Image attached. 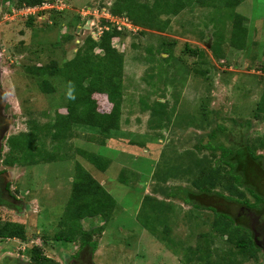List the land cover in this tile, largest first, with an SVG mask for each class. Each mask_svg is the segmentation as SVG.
Listing matches in <instances>:
<instances>
[{"label":"rangeland","instance_id":"1","mask_svg":"<svg viewBox=\"0 0 264 264\" xmlns=\"http://www.w3.org/2000/svg\"><path fill=\"white\" fill-rule=\"evenodd\" d=\"M66 1L68 8L62 16L51 13L49 22L39 17L29 26L27 11L12 13L14 1L0 0V81L10 113L0 168L18 200L12 202L14 208H0V226L11 218L22 220L27 227V240H0V264L14 260V253L18 259L31 262L34 246L59 264L71 261L80 244L56 240L55 235L71 198L77 163L101 181L116 200L108 222L101 214L82 220L85 230L105 226L92 237L94 251L85 250L87 255L92 253L93 263L203 264L195 258L188 261V247H195L204 238L201 236L208 234L210 263L228 260V250L234 247L225 235L212 231L214 213L205 207L195 208L184 193L194 189L193 182L203 170L219 165L216 159L221 150L207 147L218 126L225 128L217 134L218 143L234 149L241 144L253 145L264 135V120L254 117L264 92V0H245L235 8L249 28L247 46L241 50L230 45L232 24L226 10L214 7L223 5L222 0L197 3L171 16L165 32L123 26L122 36L115 39L117 49L125 55L121 127L110 137L91 128L75 127V135L55 152L62 158L34 165H6L3 159L9 136L29 130L30 120L44 124L54 120L57 111L68 113L65 80L31 69L53 62L62 65L72 59L81 42L97 28L80 25L75 29L68 27V22L81 9L102 12L114 4V0ZM55 17H59L60 26L53 25ZM217 40L219 56L212 50ZM164 43L173 51L169 62L163 59L167 57L161 48ZM188 48L200 49V57H193ZM45 78L56 91L44 92L41 84ZM99 101L104 108L111 106L104 96ZM158 101L165 107L157 105ZM45 141L48 149L53 147L49 138ZM256 148L257 154L264 155ZM81 150L108 158L110 165L105 171L97 169ZM222 168L220 181L228 183L225 174L229 166L223 163ZM234 203L219 198L217 207L236 215ZM24 204L30 206L16 211ZM244 258V264H253Z\"/></svg>","mask_w":264,"mask_h":264},{"label":"trees","instance_id":"2","mask_svg":"<svg viewBox=\"0 0 264 264\" xmlns=\"http://www.w3.org/2000/svg\"><path fill=\"white\" fill-rule=\"evenodd\" d=\"M13 1L14 7L20 9L40 6L48 0ZM207 1L209 0H114V4L108 9L115 16L128 17L134 25L140 28L165 32L170 27L171 16L179 15L183 10L191 8L197 3L208 5ZM244 1L222 0L223 5L214 4L215 9L226 10L224 11L225 15L232 24L230 45L238 50L246 48L249 34V28L244 23L245 17L235 10ZM64 2L68 3L66 0ZM65 11L66 9L40 10L37 15H31L26 20H28V25L32 26L34 20L39 17H43L46 22L50 19L48 18L49 14L60 15ZM58 19L59 17L53 19V25L60 26L61 21ZM213 19L219 22L216 18ZM82 23L83 19L79 13L68 22L67 26H75L74 28L77 29ZM103 23L106 24V20H103ZM214 26L217 27L215 24ZM121 36L122 31L118 30L114 23H110L109 28L103 30L99 39L88 34L79 45L75 56L63 62L62 65L53 62L44 68L34 67L31 69L32 72L39 69L43 74L47 71V74H54L65 80L68 113L61 114L57 111L55 119L44 124L38 123L36 119L30 120L29 130L9 136L7 138L8 151L3 159L6 165L17 163L34 165L62 158L55 152L62 147L65 141L75 135V127L91 128L105 137H110L113 130L121 127L125 55L115 46V39ZM221 38L222 36L219 35L218 39ZM165 46L164 43L161 47L167 53V57L163 59L169 62L173 59V51ZM212 50L216 56H219V40L212 46ZM188 51L193 57L197 59L200 57V49L188 48ZM196 71L203 75L207 73L206 71ZM41 88L44 92L56 91L46 78L43 80ZM103 96L110 103V107L104 108L100 103L99 98ZM156 104L165 107V103L161 101ZM146 106L148 107V105ZM107 109L108 112H106ZM254 114L256 120H264V92ZM224 129L222 126L214 129L210 134V143H207V147L212 151L221 150V156L216 159L219 165L203 170V175L193 182L194 189H187L184 194L191 198L195 208L205 207L211 210L214 213L212 231L225 235L227 242L239 249L238 252H235L232 247L233 249L228 250V260L217 261L214 264H244V257L252 256L255 249L253 240L249 237L244 224L234 220L228 212L219 210L217 202L219 198H224L249 203L250 200L246 195L252 196L257 202L264 200V155L256 153L257 146L264 151V135L260 136L253 145L242 146L241 144L237 149H234L218 143L217 134L222 133ZM45 138L50 139L53 147H49V149L46 147ZM78 150L80 151V149ZM81 151L89 162L101 171H105L110 165V160L102 155ZM223 163L229 166L225 174V180H228V183L220 181L219 175L223 169ZM72 184L71 198L66 205L63 218L59 223L61 229L56 233L55 239L78 242L81 247H89L94 251L95 244L92 237L95 233H101L105 226L85 230L82 220L92 214H101L108 222L110 211L115 207L116 200L102 182L81 163L76 164V175ZM224 191H228L229 194L225 195ZM0 236L27 240L26 227L18 222L9 221L0 228ZM202 237L204 238L195 247H188V261L195 258L203 261V264H211L207 258L211 254V240H209L211 236L208 234L202 235ZM169 241L172 242V239ZM30 253L33 264H59L57 260L43 254L39 247L34 246Z\"/></svg>","mask_w":264,"mask_h":264},{"label":"flooded vegetation","instance_id":"3","mask_svg":"<svg viewBox=\"0 0 264 264\" xmlns=\"http://www.w3.org/2000/svg\"><path fill=\"white\" fill-rule=\"evenodd\" d=\"M1 73V71H0ZM1 76V75H0ZM1 78V77H0ZM2 86L0 81V159L4 150L3 140L5 138V133L7 132L8 126H9V115L10 113L7 112L8 106L5 104L4 99L5 96H3L2 92ZM3 170L0 168V199H2V202L0 203V208L2 206L11 207L13 201H18L16 197L14 196L11 184L9 182H6L7 176H5L2 172ZM5 176V177H4ZM235 208L234 211L236 212V215L231 214L234 220L240 221L241 224H244V227L248 230L249 237L252 238L253 244L255 246V249L253 251L252 256L249 257L250 262H253V264H264V200L261 202H257L255 199L249 201V203L234 201ZM28 205H23L21 208H15L16 211L22 212L24 208L26 209ZM233 205H228L227 208H232ZM225 213L227 211H224ZM230 214V213H229ZM13 221L18 222L19 224H23L22 220H15L8 218L6 219L3 224L0 226L4 227L7 222ZM27 229V227H26ZM12 239L17 238H9V237H1L0 240L2 241H9ZM89 249V247H79L74 252V255L72 256L71 261H65L66 264H95L93 263V257L92 253H88V255L85 253V250ZM94 250V249H93ZM92 251V250H91ZM239 249H236V252H238ZM19 253V252H18ZM44 253V252H43ZM31 254V253H30ZM46 256L49 257V254L45 253ZM14 260L9 259L8 264H33L32 259H30L31 262H24L21 259H18L16 257V253L13 254ZM29 261V260H28ZM247 263V261H246Z\"/></svg>","mask_w":264,"mask_h":264},{"label":"built area","instance_id":"4","mask_svg":"<svg viewBox=\"0 0 264 264\" xmlns=\"http://www.w3.org/2000/svg\"><path fill=\"white\" fill-rule=\"evenodd\" d=\"M62 5V7H60ZM68 4L64 2V0H48L43 5L35 6V7H23V8H13V12L18 11H27L26 16L37 15L40 10L46 9H57V10H64L67 9ZM80 14L82 19L84 20V24L88 25V28L96 26L97 30L91 32L95 39H98L102 34L104 29H108L110 23H114L118 30H121L123 26H128L132 28L131 21L125 16H115L113 15L108 8H103L102 12L99 9H95L93 12L90 11V7L87 9H81ZM97 20L98 17H100ZM103 20H106V24H102ZM122 23V24H121ZM124 24V25H123Z\"/></svg>","mask_w":264,"mask_h":264},{"label":"clouds","instance_id":"5","mask_svg":"<svg viewBox=\"0 0 264 264\" xmlns=\"http://www.w3.org/2000/svg\"><path fill=\"white\" fill-rule=\"evenodd\" d=\"M125 17H126V16H125ZM127 18H128V17H127ZM128 19H129V18H128ZM129 20H130V19H129ZM130 21H131V20H130ZM102 24H104V23H102ZM82 25L85 26L86 29H89V28H88V25L84 24V20H83V23L81 24V26H82ZM131 25H132V27H138V26L134 25V24L132 23V21H131ZM109 26H110V24H109ZM109 26H108V28H109ZM138 28H140V27H138ZM131 29H135V28H131ZM104 30H105V29H104ZM90 34L92 35V33H90ZM101 35H102V34H101ZM101 35H100V37H101ZM92 36H93V35H92ZM100 37H99V38H100ZM99 38H98V39H99ZM115 46H116V45H115Z\"/></svg>","mask_w":264,"mask_h":264}]
</instances>
